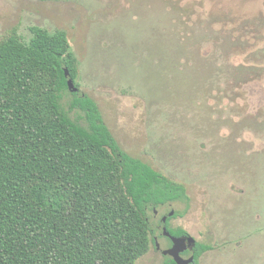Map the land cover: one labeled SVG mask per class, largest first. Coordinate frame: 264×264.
<instances>
[{"label":"rangeland","instance_id":"rangeland-1","mask_svg":"<svg viewBox=\"0 0 264 264\" xmlns=\"http://www.w3.org/2000/svg\"><path fill=\"white\" fill-rule=\"evenodd\" d=\"M165 1L0 0V37L13 26L24 40L30 26L63 29L78 91L119 146L186 186L188 209L169 226L212 245L199 263L264 264V0H180L194 20ZM229 32L241 39L235 51ZM71 99L62 94L65 109ZM183 209L150 215L160 250L169 246L160 219ZM163 260L151 245L135 264Z\"/></svg>","mask_w":264,"mask_h":264},{"label":"trees","instance_id":"trees-1","mask_svg":"<svg viewBox=\"0 0 264 264\" xmlns=\"http://www.w3.org/2000/svg\"><path fill=\"white\" fill-rule=\"evenodd\" d=\"M165 3L180 19L192 18L190 4ZM29 32L24 40L13 26L0 37V264H135L151 245L156 249L150 215L173 202L183 203V211L160 224L187 236L169 226L188 209L186 186L125 152L97 103L68 90L64 70L77 88L79 72L63 29ZM240 41L231 34L226 50ZM234 67V74L242 72V64ZM65 92L69 109L61 104ZM210 249L195 242L185 251L189 264H200ZM162 256L161 264H175Z\"/></svg>","mask_w":264,"mask_h":264},{"label":"water","instance_id":"water-1","mask_svg":"<svg viewBox=\"0 0 264 264\" xmlns=\"http://www.w3.org/2000/svg\"><path fill=\"white\" fill-rule=\"evenodd\" d=\"M64 73L67 78L66 84H67L68 90L71 92L78 91V88L74 85L73 80L69 78L67 69L64 70ZM173 212L174 211L171 210L166 216H163L161 218V221L164 223L167 216H171ZM162 232L164 235L169 237L172 243L171 247L162 250V254L170 256L175 262V264H189L193 260V257L190 255L188 258H183L181 256V253L184 250H187L188 248H190L192 245H194L195 243L194 238L189 235L185 237L174 236L166 230L165 226H163ZM155 245H156V248H159V244L157 241H155Z\"/></svg>","mask_w":264,"mask_h":264},{"label":"flooded vegetation","instance_id":"flooded-vegetation-1","mask_svg":"<svg viewBox=\"0 0 264 264\" xmlns=\"http://www.w3.org/2000/svg\"><path fill=\"white\" fill-rule=\"evenodd\" d=\"M162 228H163V226L161 227V231H160V235H161V237H164L166 240H169V241H170L169 237L163 234V232H162ZM155 240L157 241V238H156V237H155ZM171 245H172V243H171V241H170V244H169V246H168L167 248L171 247ZM156 249L159 250V251L161 252V254H162V250H163V249H162V250H160V248H156ZM185 251H187V250H184V251L181 253V256H183V255H187V254H185Z\"/></svg>","mask_w":264,"mask_h":264}]
</instances>
